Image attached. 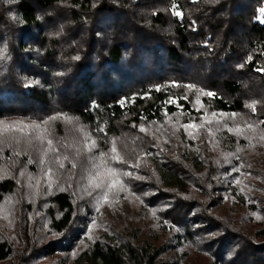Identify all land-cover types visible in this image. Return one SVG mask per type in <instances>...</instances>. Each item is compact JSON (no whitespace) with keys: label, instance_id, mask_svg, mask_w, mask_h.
Returning a JSON list of instances; mask_svg holds the SVG:
<instances>
[{"label":"trees","instance_id":"obj_1","mask_svg":"<svg viewBox=\"0 0 264 264\" xmlns=\"http://www.w3.org/2000/svg\"><path fill=\"white\" fill-rule=\"evenodd\" d=\"M261 9L264 0H0V121L75 118L105 153L122 136L145 141L141 128L198 118L202 89L216 94L201 93L211 110L248 113L264 130ZM56 156L58 175L65 164ZM27 157L0 148V210L9 214L8 224L0 217V264H37L60 253L63 264H181L168 255L174 237L211 264H264V223L249 236L204 202L218 187L222 161L210 159L205 169L175 157L152 162L155 192L145 198L157 216L154 238H167L159 245L138 232L88 241L80 210L93 203L82 205L72 180L44 197L25 196L14 165L34 169Z\"/></svg>","mask_w":264,"mask_h":264},{"label":"rangeland","instance_id":"obj_2","mask_svg":"<svg viewBox=\"0 0 264 264\" xmlns=\"http://www.w3.org/2000/svg\"><path fill=\"white\" fill-rule=\"evenodd\" d=\"M185 90L191 93L193 88ZM197 92L195 99L200 103L195 101L194 105L202 111L198 118L178 117V120L164 125L146 127L144 132L149 138L141 142H132L133 137L122 136L111 142L105 153L87 127L71 117L59 120L60 127L56 118L45 122L22 118L2 120L0 148L9 146L16 153L26 154L35 163L34 169L22 167L20 160L14 165L16 169L20 167L21 191L27 197H44L53 186L72 180L70 183H73L76 198L82 205L90 201L94 206L88 213L80 210L85 217L82 237L88 241L104 233L138 232L141 239L159 245L167 238L164 235L159 240L154 238L157 216L145 198L155 192L149 190L156 180L153 163L175 157L198 169H205L208 161L215 158L224 162L225 167L215 176L218 187L212 188L209 195H203L204 202L212 205V211L225 214L233 225L253 236L252 230L264 223V139H261L264 130L248 113L233 116L234 113L211 110L202 101L201 92ZM189 123L197 127L186 129L184 125ZM249 124L253 127L249 128ZM112 147L116 148L115 153L111 151ZM56 154L61 157V164H65L58 175L57 168L51 166ZM71 165L73 172L68 178ZM9 168L12 169V165ZM125 173H131V176ZM167 180L170 184L176 182L171 178ZM7 213L4 207L1 208L0 217L4 224H8ZM181 241L180 237L171 240L168 255L172 260L181 264H211L209 256L196 248L182 246ZM86 245L87 242L79 244L78 249ZM183 248L191 253L183 254ZM66 255L55 254L37 264H63Z\"/></svg>","mask_w":264,"mask_h":264},{"label":"snow or ice","instance_id":"obj_3","mask_svg":"<svg viewBox=\"0 0 264 264\" xmlns=\"http://www.w3.org/2000/svg\"><path fill=\"white\" fill-rule=\"evenodd\" d=\"M261 12L264 13V9H261ZM174 14L177 15V16H182V13H180V12H174ZM249 59H251V58H249ZM242 66H243V65H241V67H242ZM257 71H264V68L257 69ZM177 86H179V85H177ZM184 87H187V88H189V89L194 88L193 85H185ZM197 91L201 92V93L204 94V95H207L208 97H213V96L216 95L215 93H213V92H211V91H208V92L204 93L202 89H198ZM184 98L187 99L186 96H185ZM167 102L177 103V105L179 106L178 101H177L176 99H172V98H170V100L167 101ZM196 102H197V103H200V101H199L198 99H197ZM121 103L123 104L124 102L121 101ZM249 107H251L253 111L255 110V106H254V105H249ZM213 115L215 116L216 113H213ZM233 116H235V114H233ZM209 123H211V121H209ZM260 123L264 124V121H260ZM184 127H185L186 129H187V128H195V127H197V125L194 124V123H189V124L184 125ZM248 127L251 128V127H253V125H252V124H249ZM140 131H144V129L141 128ZM239 131H240V129H237V132H239ZM261 139H264V137H261ZM48 143H49V145H51V143H52L51 140H49ZM93 146H95V141H93ZM111 151H112L113 153H115V152H116V148H115V147H112ZM101 155L103 156L104 154L102 153ZM114 159H117V158L114 157ZM117 162H121V161H120V160H117ZM60 167H63V164H61ZM125 175L131 176V173H125ZM236 182L239 183V181H236ZM114 184H115V182L113 181V185H112V186H114ZM97 187H99V185H97ZM71 223H73V221L69 220V224H71ZM93 223H94V222H93Z\"/></svg>","mask_w":264,"mask_h":264}]
</instances>
